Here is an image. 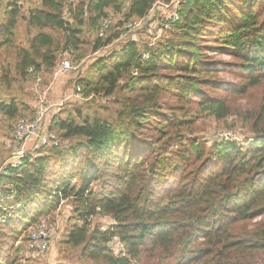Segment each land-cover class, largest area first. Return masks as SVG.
Segmentation results:
<instances>
[{
	"label": "trees",
	"instance_id": "16d2710c",
	"mask_svg": "<svg viewBox=\"0 0 264 264\" xmlns=\"http://www.w3.org/2000/svg\"><path fill=\"white\" fill-rule=\"evenodd\" d=\"M156 1L36 0L26 8L23 0H3L0 116L10 138L15 123L36 111L19 92L8 94L12 84L22 89L38 75L49 81L69 51L74 63L114 46ZM178 14L151 46L128 41L95 56L76 79L84 99L116 96L113 117L64 109L45 119L47 143L33 141L38 147L27 149L19 167L0 173V264L18 263L8 250L30 240L27 229L60 200L71 204L77 222L62 242L79 248L82 260L264 263V0H185ZM213 52L233 61L227 72L236 85L218 81L224 69ZM253 91L260 92L253 112L242 115L232 99ZM193 105L216 121L245 116L246 146L236 140L207 146L192 137L199 118ZM97 216L114 226L91 231ZM114 237L119 252L108 245Z\"/></svg>",
	"mask_w": 264,
	"mask_h": 264
},
{
	"label": "rangeland",
	"instance_id": "374dc122",
	"mask_svg": "<svg viewBox=\"0 0 264 264\" xmlns=\"http://www.w3.org/2000/svg\"><path fill=\"white\" fill-rule=\"evenodd\" d=\"M36 2V0H23L26 8H28L31 2ZM38 1V0H37ZM29 2V3H28ZM179 3V4H178ZM185 2H181V0H169L165 2V0H157L149 12L148 16L142 22L138 21L134 25H132L129 30V33L124 34L119 41L114 43V46L109 47L95 55H89L82 61H76L74 63H79V69L75 71H71L65 75H57L55 76V70L57 66L54 68L49 81L45 76L38 75L36 79H27L23 83V88L20 89L18 85L12 84L10 87L9 95H14L19 92L21 94V98H23L26 103L31 106L34 110L38 107L39 99L42 95V91H47V99L50 104V108L47 111V115L45 117L46 121L49 122L53 115L59 114L64 109H73L81 107L84 112H98L99 109L105 114L114 116L115 112L118 110V104L116 103V96L111 97H103V96H92L87 99H84L79 93H77L78 88L75 86L76 79L84 73L86 68L92 59L96 56L99 57L104 55L110 50H115L123 47L125 43L128 41H135L139 47L142 45L151 46L157 39L162 36L163 30L167 29L169 26L174 24L179 19V8ZM3 0H0V13L1 8L3 7ZM181 4V5H180ZM178 19H177V16ZM177 19V20H176ZM23 34L21 33L17 43H20ZM72 51L66 53L63 59L68 60L72 65L71 61H73ZM73 53V52H72ZM213 60L219 62V67L223 68L224 71L219 73L218 81L225 84L236 85L235 78H232L230 74L227 72V68L229 64L233 63V61L229 58L228 55L223 53L213 52L208 53ZM147 54H143L146 56ZM147 59V58H144ZM71 60V61H70ZM214 65V64H213ZM214 69H218V66H211ZM39 79V82L37 80ZM48 82L47 86L44 87V83ZM238 82V80H237ZM260 96V92L253 91L245 98H234L232 99L233 106H239L241 108V114H250L253 112V107L256 105V102ZM191 111L194 114H197L198 120L194 124V136L200 143L205 141L207 142V146L210 145L211 142L221 141V140H236L240 144H244V141L251 137L250 131L248 129L247 123L242 119L243 117L238 118L236 114L228 117L224 121H216L211 117H208L205 113L200 112V108L197 105H193L191 107ZM47 122L43 123V127H38V131L43 133L44 125L48 126ZM14 124V123H13ZM12 124V127H13ZM11 128L6 124V119L0 116V159L4 158V163L1 165H5L8 160L12 157V154L15 153V149H11V146H17L16 143L13 144V140L10 138ZM12 136V135H11ZM45 137V136H44ZM48 137H45V144L47 143ZM51 137V136H50ZM40 145L41 140L37 138H32L28 141L24 148V157L28 152V148L38 147L37 143ZM44 144V145H45ZM18 147V146H17ZM171 148V147H170ZM19 149V147H18ZM23 160V159H22ZM0 166V167H1ZM173 181V179H171ZM71 184L77 185L78 180L73 179ZM171 184L170 180L164 185V188L168 187ZM101 183H94L92 185V190H99ZM161 192L159 193V195ZM260 219L256 220L259 221ZM255 222V221H254ZM75 221V217L73 215L72 206L69 202L65 200H60L59 205L56 210L48 215L40 218L38 222L31 228L27 229L28 241L23 239H18L15 244L10 247L8 250V257L12 259L13 257L18 259V263L16 264H103L102 262H92L90 260H82L79 256V248H70L63 244L62 239L65 234L69 231L70 227ZM43 224L44 228L41 231L46 235L47 247L46 249L40 250L36 248H29V245L33 242L36 235L40 232L39 225ZM114 226V221L109 217H93L90 218L89 221V229L92 231L95 228H99L101 231H107ZM38 227V228H37ZM24 233L23 235H25ZM112 242V241H111ZM109 242V247L111 249H115ZM21 247V248H20ZM173 262H163L160 263L156 258H146V256H141L138 261H130V264H171ZM258 264H264L262 262H258Z\"/></svg>",
	"mask_w": 264,
	"mask_h": 264
},
{
	"label": "built area",
	"instance_id": "2783aa9c",
	"mask_svg": "<svg viewBox=\"0 0 264 264\" xmlns=\"http://www.w3.org/2000/svg\"><path fill=\"white\" fill-rule=\"evenodd\" d=\"M181 2H185V0H181ZM177 19H178V16H177ZM143 20H141L140 22H142ZM135 23L136 22H134L131 25L129 24L125 28L129 29ZM106 24H107V21H104L102 25L105 26ZM100 34H102V32ZM144 58H147V57L144 56ZM79 66H80L79 63H74L72 65L68 60L61 59L55 70V76L65 75L71 71H75L79 69ZM37 82H39V79L37 80ZM77 92H79V89L77 90ZM41 93L42 95L39 99L38 107L35 111L34 118L33 119L22 118L15 123L14 131H13V140L15 141L19 149L18 147L15 148L14 150L15 153L12 154V157L8 160L7 163H5V165L0 167V173H2L6 167L16 168L21 165V161L24 158V148L26 144L28 143V141L31 140L32 138H37L41 140L42 145L45 144L46 142L45 137L41 131H38V127H41V130H42L43 123L47 115V111L50 108V104L47 99V91H42ZM38 227H39L40 232L36 235L33 242L29 245V248L31 249L36 248V249H40L44 251L47 247L46 235L41 232L44 228V225L41 224ZM111 241H110L111 242L110 245L115 247V249L118 252L123 249L122 243L118 237L112 238Z\"/></svg>",
	"mask_w": 264,
	"mask_h": 264
},
{
	"label": "crops",
	"instance_id": "0c3cea01",
	"mask_svg": "<svg viewBox=\"0 0 264 264\" xmlns=\"http://www.w3.org/2000/svg\"><path fill=\"white\" fill-rule=\"evenodd\" d=\"M22 39V38H21Z\"/></svg>",
	"mask_w": 264,
	"mask_h": 264
}]
</instances>
